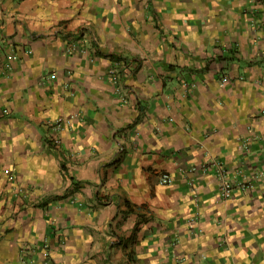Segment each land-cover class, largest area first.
<instances>
[{"label": "crops", "instance_id": "1", "mask_svg": "<svg viewBox=\"0 0 264 264\" xmlns=\"http://www.w3.org/2000/svg\"><path fill=\"white\" fill-rule=\"evenodd\" d=\"M0 264H264V0H0Z\"/></svg>", "mask_w": 264, "mask_h": 264}, {"label": "built area", "instance_id": "2", "mask_svg": "<svg viewBox=\"0 0 264 264\" xmlns=\"http://www.w3.org/2000/svg\"><path fill=\"white\" fill-rule=\"evenodd\" d=\"M110 73L112 75V81L120 86L121 84V77H120V64L117 62L113 67L110 69ZM224 80H227V77H224L222 79V82L225 83ZM67 118L66 117H60L57 119H54L53 121L49 122L50 127H52L55 131H61L66 128L67 124ZM55 141L57 143L61 142V138L56 137ZM204 173H208L209 171L213 170L218 177H220L221 180V187L224 190L225 194L227 196H231L234 193V190L237 188L241 191H249L256 187V182L249 178L247 175L241 176V178L235 183L229 180L226 176L228 175L227 167L224 163L221 161H214L209 162L203 165L201 169ZM190 171L196 172L198 171V167L194 166L190 169ZM162 181L164 182H170L172 181V176L169 173H163L161 175Z\"/></svg>", "mask_w": 264, "mask_h": 264}]
</instances>
